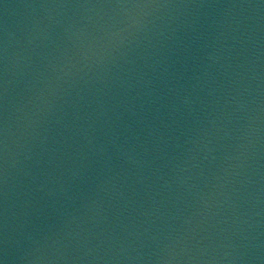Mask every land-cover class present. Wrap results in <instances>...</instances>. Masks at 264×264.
Listing matches in <instances>:
<instances>
[{"label":"water","instance_id":"obj_1","mask_svg":"<svg viewBox=\"0 0 264 264\" xmlns=\"http://www.w3.org/2000/svg\"><path fill=\"white\" fill-rule=\"evenodd\" d=\"M0 264H264V0H0Z\"/></svg>","mask_w":264,"mask_h":264}]
</instances>
